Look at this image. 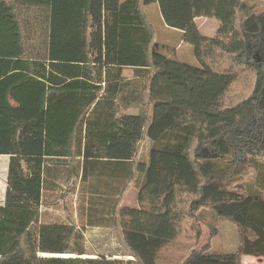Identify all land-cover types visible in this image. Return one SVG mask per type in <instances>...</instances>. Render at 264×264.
I'll return each instance as SVG.
<instances>
[{
    "label": "trees",
    "instance_id": "16d2710c",
    "mask_svg": "<svg viewBox=\"0 0 264 264\" xmlns=\"http://www.w3.org/2000/svg\"><path fill=\"white\" fill-rule=\"evenodd\" d=\"M150 5L182 34L197 65L167 66L143 13ZM34 9L38 22L29 16ZM201 17L219 23L216 36L199 33ZM263 24L244 0H0V156L8 157L0 264L264 259V62L242 58ZM38 28L42 49L29 39ZM156 74L168 81V101L151 119ZM143 140L151 144L144 162L137 158ZM62 160H80L90 193L86 225L110 221L126 259L88 253L73 224H39L31 233L50 163ZM134 183L137 207L125 208ZM203 210L239 232L236 252L178 243L186 220L196 221L200 239Z\"/></svg>",
    "mask_w": 264,
    "mask_h": 264
},
{
    "label": "rangeland",
    "instance_id": "374dc122",
    "mask_svg": "<svg viewBox=\"0 0 264 264\" xmlns=\"http://www.w3.org/2000/svg\"><path fill=\"white\" fill-rule=\"evenodd\" d=\"M244 2L254 10L256 15H264V0H244ZM29 13L32 21H39L40 15L38 10L34 9L29 11ZM143 13L154 31V44L157 52L169 59L167 66L176 68L177 63L171 59L176 60L181 58L184 64L197 65L194 60L192 47L187 44L184 46L180 45L182 34L164 25L157 5L144 7ZM216 24L218 23L214 19L203 17L198 18L196 22V26L199 27L198 29L201 35L211 38L216 36V28L212 27L214 25L216 26ZM40 31V28L32 30L33 34L29 39L33 47L41 48L42 39L40 37ZM259 36L250 38L249 45L246 51H244L243 59L264 62V24ZM33 53L35 54V52ZM122 75L125 79H131L133 77V71L131 69H124ZM168 87L169 84L164 75L156 74V78L153 80L150 89L151 119H155L165 110L168 101ZM137 112V108H131L127 111L129 114ZM150 147L151 144L147 140H143L140 143L138 160L142 162L147 160ZM7 163L8 157L0 156V201L3 199L5 189ZM80 174V160L76 161L73 165L65 162V160L50 163V169L46 174L43 188L39 221L38 224L32 227L31 233L33 235L35 234L39 224H73L83 233L84 245L88 253L126 259L127 257L122 256L124 250L117 240L110 221H106L100 227H89L86 225V219L88 218L86 213L89 210L90 203L88 197L90 193L88 192V184L81 181ZM116 186L117 184L112 185L109 193L106 191V194H103V200H106V202L102 207L98 206L101 208V211L108 209L109 200L113 194L110 192ZM100 190H103V188H100ZM136 199L137 184L135 185L134 183L131 184L127 193L124 195L122 206L135 209L137 207ZM197 216L199 220L197 227L200 229V239L198 241L195 239V233L191 228L195 225L194 223L196 221L186 220L183 224V234L180 241H178L180 245L188 246L190 249H195L196 251L209 245V253L213 254L236 252L240 235L232 224L216 217L212 212L207 210L200 211ZM41 256L49 257L51 255ZM250 257L241 258L240 264H264L263 258Z\"/></svg>",
    "mask_w": 264,
    "mask_h": 264
},
{
    "label": "crops",
    "instance_id": "0c3cea01",
    "mask_svg": "<svg viewBox=\"0 0 264 264\" xmlns=\"http://www.w3.org/2000/svg\"><path fill=\"white\" fill-rule=\"evenodd\" d=\"M198 19V18H197ZM197 19H195L194 20V22H195V25H196V22H197ZM216 21V20H215ZM218 23V22H217ZM197 27V26H196ZM212 27H214V28H216L215 30L217 31L218 30V28H219V23L218 24H216V26L214 25V26H212ZM199 27H197V29H198ZM198 31H199V33H200V30L198 29ZM215 31V32H216ZM181 34V33H180ZM201 34V33H200ZM180 45H185V43H183V38H181V41H180ZM194 56V55H193ZM182 59V58H181ZM181 59H176V60H174V59H171L172 61H174V62H176L177 63V67L178 68H181L183 65H184V63L182 62V60ZM194 60H195V58H194ZM196 61V60H195ZM167 62L169 63V59L168 58H166V64H167ZM129 114V113H128ZM130 114H136V113H130ZM6 177V176H5ZM5 180H6V178H5ZM4 192H5V189H4ZM3 199H4V193H3ZM3 199H2V201H0V204L3 202ZM243 258H251L250 256H244ZM242 258V259H243Z\"/></svg>",
    "mask_w": 264,
    "mask_h": 264
},
{
    "label": "bare ground",
    "instance_id": "6f19581e",
    "mask_svg": "<svg viewBox=\"0 0 264 264\" xmlns=\"http://www.w3.org/2000/svg\"><path fill=\"white\" fill-rule=\"evenodd\" d=\"M44 256H46V255H44ZM54 257H63V258H66V257H71V256H69V255H53ZM85 257V256H84Z\"/></svg>",
    "mask_w": 264,
    "mask_h": 264
}]
</instances>
